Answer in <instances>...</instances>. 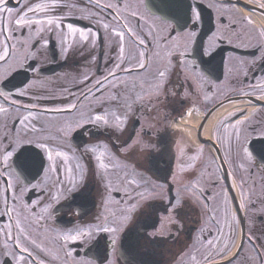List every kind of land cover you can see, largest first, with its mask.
<instances>
[{
  "label": "flooded vegetation",
  "instance_id": "1",
  "mask_svg": "<svg viewBox=\"0 0 264 264\" xmlns=\"http://www.w3.org/2000/svg\"><path fill=\"white\" fill-rule=\"evenodd\" d=\"M260 2H251L257 12L249 16L238 0H99L113 9L97 7L95 0H8L14 12L48 4L29 18L57 17L63 36H37L36 26L21 29L0 21V54L5 46L9 50L0 61V92L10 93L7 101L0 98L6 110L0 111V150L12 151L21 141L0 175V264H16L22 254L18 222L32 252V258L25 254L28 264L33 258L43 264H264L261 146L262 156H256V140L264 139V106L242 102L245 96L264 100ZM117 12L119 19H113ZM104 22L125 31L123 53L118 37L108 46ZM68 24L92 35L84 41L79 32H68ZM190 31L196 37L188 43L184 34ZM53 61L61 66L58 72L39 73ZM20 69L29 80L3 87ZM110 70L116 75L97 92L95 81ZM78 101V110L70 108ZM224 101L231 103L214 110ZM106 112L116 114L107 125L89 116ZM237 121L243 123L233 128ZM240 146L249 147L251 160ZM22 150L40 158L30 156L27 168L15 160ZM39 165L40 174L32 177ZM177 198L181 204L174 208ZM132 204L137 206L129 210ZM101 225L118 231H98ZM77 231L85 233L82 239L65 240ZM225 243L229 250L220 254Z\"/></svg>",
  "mask_w": 264,
  "mask_h": 264
},
{
  "label": "snow or ice",
  "instance_id": "2",
  "mask_svg": "<svg viewBox=\"0 0 264 264\" xmlns=\"http://www.w3.org/2000/svg\"><path fill=\"white\" fill-rule=\"evenodd\" d=\"M251 2L255 3V0H251ZM95 3H96L97 7H106L107 9H113V8L116 7L113 4L100 5L99 4V0H95ZM49 7L50 6L48 4H36L35 7H28L26 11H24V9H18V10H16L14 12L13 8L8 6V0H0V21L8 19L10 23L14 22L15 26L17 28H21V29H24V28L32 29L33 26H36L35 34L37 36H39L41 33L45 32V31H47V32L57 31L59 35L63 36V33L59 31L60 28H61V21L57 17L49 16L46 20L29 18V15H28L29 13H33L34 14L37 10L44 11V10L48 9ZM259 7L261 9H264V0H261V2L259 4ZM132 15L135 16L136 14L132 13ZM241 16H242L243 19H245L247 21V23L249 25L253 24V21H252L251 18L243 16V13H241ZM85 18H88V17H85ZM113 19H119V13L118 12L113 17ZM194 19L195 20H199V16L196 15L195 12H194ZM101 26L106 31L110 30L109 31L108 46L111 47V42H112L113 36L114 37H118L119 40H118L117 43H118V46H119V50H120V53H123V51H124L123 43H124V38H125V31L124 30L116 31L115 27H113L110 23H107V22L102 23ZM122 28H125L127 30V32L131 35V37L134 40H138L140 45L144 44V40L139 39L137 34L134 33L131 28H128L127 25H123ZM67 29H68L69 33H77V32H79L80 36L82 37V39L84 41H87L89 39V36L92 35L90 30H89V32H84L82 29L74 28L72 24H68L67 25ZM4 32H5V30L0 29V34H4ZM261 34L264 35V33H261ZM184 36H185L187 42L191 43V42H193L194 38L196 37V33L194 31H190L188 33H185ZM7 38L10 39L11 37H7ZM29 39H31V36H29ZM21 43H26V41H23ZM44 43L47 44L48 41L45 40ZM92 43L95 44L96 41L93 40ZM65 51H67V49L62 48V52H65ZM187 51H188V48H187V46H185L184 53H181V55H184L185 53H187ZM204 54L207 55L208 52L205 51ZM8 55H9V50H8V47L5 46L3 48L2 54H0V61L5 60V58ZM140 55L143 56L145 54L144 53H140ZM117 59H120L119 55L117 56ZM143 67H145V65L142 64L141 68H143ZM115 68L119 69L120 68V64L117 63L115 65ZM115 75H116L115 71L114 70H110L108 72L107 76H104L102 79L96 80L95 84H94V87L97 89V92L103 90L105 82L108 81L109 77H114ZM164 76H165V72L161 71L159 73V77H160L161 81H163ZM88 79H90V78L88 76H85V80H88ZM89 92H91V90H89ZM25 94H26L25 90H20L19 91V95L20 96H23ZM85 95H87V93ZM8 96H10V93L6 94V93H3V92H0V98L5 99V101H7ZM207 98L208 97L206 96L205 99H207ZM113 99H115V97H113ZM78 103H79V101L77 102V104H71L70 108H72L74 110H78ZM100 104H101V107H102L103 106V102L101 101ZM32 107H35V105H33ZM0 111H6V110L0 108ZM45 111H49V110L45 109ZM57 111H61V110L58 109ZM110 115L111 116H115L116 114L115 113L109 114V113L106 112V113H104L102 115H95L94 117H92L91 114H89V116H90V118L92 119L93 122H95V123H101L102 122L105 125L110 123V119H109ZM25 120H27V118H25ZM21 123H24V121H21ZM242 123H243V121H237L236 125H233V128H238V126L240 124H242ZM115 124H116V126L118 128H123V121L119 117H116ZM77 126L78 127L80 126L79 123L77 124ZM237 142L239 143V133L238 132H237ZM20 143H21V141L17 140L16 147L13 148L12 151H8L7 148H5L3 150H0V175H4L6 173V170L9 167V159L11 157H13L14 153L16 152V148L20 147ZM39 146L41 148H46V144H44V143H41ZM8 147H11V145H9ZM240 150L243 152V155H244V157L247 160H251L252 159V152L249 150V147L240 146ZM87 151L88 150L86 149V152ZM56 155L59 156V155H61V153H56ZM48 159L49 160L53 159V155H52L51 152H49V154H48ZM100 166L102 168L106 167V165L104 163H101ZM241 166H243V165H241ZM133 183H135V181H133ZM8 187H12V185L9 183ZM149 195H151V193H149ZM193 195H194V193H193ZM136 196L139 197L141 200L145 198V194L143 192H137ZM180 204H181V200L179 198H177L176 202H175V205H173V207L177 208V207H179ZM136 206H137L136 204H132L130 206L129 210L135 209ZM238 207L242 208V207H244V204L240 203V204H238ZM44 211H47V209H44ZM233 219H235L234 216H233ZM17 228L19 229L21 235L16 238V246L18 248H20V246L22 244L24 246L22 248H20L22 254L20 256L16 257V264H28V260L26 259V256L28 258H32V252L29 251V247L27 246V243H26V239L27 238L23 235L24 229L19 228V222L17 223ZM97 230L101 231V232H105V233H116L118 231V228L117 227H107V226L101 225V226H99L97 228ZM84 235H85L84 232L77 231L76 235H66L64 238H65V240L76 241V240L82 239ZM112 243L113 244L116 243L114 238L112 240ZM31 244L36 245L35 240H32ZM5 247H6V245H5ZM36 247L38 248L39 245H36ZM208 247L209 248L214 247L213 242L211 240L208 241ZM228 250H229L228 249V244L225 243L224 247L220 251V254H224ZM25 254H26V256H25ZM70 254L71 253H69V255ZM33 264H43V261L41 260V261L37 262L33 258ZM228 264H231V261H229Z\"/></svg>",
  "mask_w": 264,
  "mask_h": 264
},
{
  "label": "bare ground",
  "instance_id": "3",
  "mask_svg": "<svg viewBox=\"0 0 264 264\" xmlns=\"http://www.w3.org/2000/svg\"><path fill=\"white\" fill-rule=\"evenodd\" d=\"M247 13H249V14H250V12H248V11H247Z\"/></svg>",
  "mask_w": 264,
  "mask_h": 264
},
{
  "label": "rangeland",
  "instance_id": "4",
  "mask_svg": "<svg viewBox=\"0 0 264 264\" xmlns=\"http://www.w3.org/2000/svg\"><path fill=\"white\" fill-rule=\"evenodd\" d=\"M43 20V19H42Z\"/></svg>",
  "mask_w": 264,
  "mask_h": 264
}]
</instances>
